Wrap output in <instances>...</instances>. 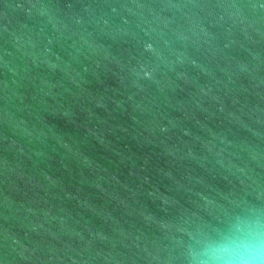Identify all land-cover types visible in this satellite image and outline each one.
Returning <instances> with one entry per match:
<instances>
[{
  "label": "water",
  "instance_id": "water-1",
  "mask_svg": "<svg viewBox=\"0 0 264 264\" xmlns=\"http://www.w3.org/2000/svg\"><path fill=\"white\" fill-rule=\"evenodd\" d=\"M264 209V0H0V264H188Z\"/></svg>",
  "mask_w": 264,
  "mask_h": 264
},
{
  "label": "clouds",
  "instance_id": "clouds-1",
  "mask_svg": "<svg viewBox=\"0 0 264 264\" xmlns=\"http://www.w3.org/2000/svg\"><path fill=\"white\" fill-rule=\"evenodd\" d=\"M186 258L188 264H264V209H243L202 232Z\"/></svg>",
  "mask_w": 264,
  "mask_h": 264
}]
</instances>
